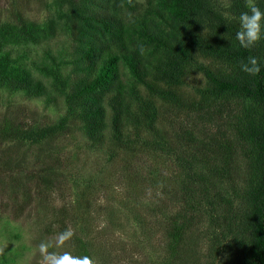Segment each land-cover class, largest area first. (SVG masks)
<instances>
[{
    "label": "trees",
    "instance_id": "16d2710c",
    "mask_svg": "<svg viewBox=\"0 0 264 264\" xmlns=\"http://www.w3.org/2000/svg\"><path fill=\"white\" fill-rule=\"evenodd\" d=\"M42 1L26 0L29 6ZM66 1L75 5L80 0ZM81 1L91 4L88 13L95 18L94 27L78 39L86 43L90 58L85 63L87 76L75 92L83 106L85 133L98 145L106 143L108 107L117 137L109 151L156 158L161 140L180 167L178 174L168 176L156 167L151 178L174 202L166 215L170 208L162 195L154 193L161 203L152 213L163 214L167 233L165 255L157 264H216L223 255L228 264H264V37L248 49L235 39L247 0H233L236 17L231 19L216 0H148L149 8L130 27L118 16L115 4L109 6L107 1L98 12L96 0ZM255 6L264 11V0H256ZM16 18L20 27L0 22V50L7 36L37 39L26 15L18 12ZM193 53L207 65L199 64ZM249 56L260 67L256 75L240 70ZM120 62L130 67L131 88L120 81ZM192 64H198L207 78L197 92L184 88ZM0 85L35 96L43 92L26 71L11 66L7 54L0 55ZM139 103L140 110L132 108ZM24 113L6 108L0 118V180L9 175L11 185L21 187L23 205L32 204L37 195L49 215L45 230L59 235L71 229L76 207L56 205L65 164L58 150L42 144L52 145L60 135L64 140L71 129L63 124L37 126ZM129 126L132 138L125 140ZM23 142H41L33 167L23 166L14 155ZM241 159L246 160L243 182L238 177ZM24 180L36 182L35 194ZM203 212L210 221L206 229H202ZM136 215L135 221L143 220ZM74 230L59 254L89 256L99 264L90 244ZM205 240L209 245L204 248Z\"/></svg>",
    "mask_w": 264,
    "mask_h": 264
},
{
    "label": "rangeland",
    "instance_id": "374dc122",
    "mask_svg": "<svg viewBox=\"0 0 264 264\" xmlns=\"http://www.w3.org/2000/svg\"><path fill=\"white\" fill-rule=\"evenodd\" d=\"M107 1L109 6L115 4L118 8L116 12L126 27H130L149 8L148 0H96L98 12L105 9L103 4ZM247 2V5H256V0ZM216 4L223 9L225 17H236L232 10L233 0H216ZM89 9L91 4L81 0L75 5L66 0H43L31 6L26 0H0V22L20 27L22 24L16 14L23 12L37 33L35 41L7 36L0 55L7 54L15 70L26 71L34 83L43 87V92L35 96L25 90H12L9 86L0 85V118L6 108H11L25 111L23 116L37 126H68L71 133L67 138L63 140L64 136L60 135L54 144L44 141L42 145L58 150V155L64 160L62 187L55 197L56 205L72 203L76 207V217L70 224L72 231L77 228V233L87 240L99 264H157L165 255L167 233L162 212L156 216L152 209L160 207L162 199L169 208L174 202L162 195L166 190L164 186H157L151 178L153 172L157 173L156 167L167 176L178 174L180 167L174 162L175 154L168 151L166 143L161 140L157 146L160 154L156 158L142 153L109 151L108 146L113 145L117 137L111 127L108 107L107 124L103 128L106 143L98 145L85 133L81 117L83 106L76 100L75 92L80 79L85 78L89 71L85 66L90 59L87 57V45L84 40H78L94 27L95 18L88 13ZM193 58L199 64L207 65L206 60L194 53ZM198 66H190L191 75L184 81L187 91L197 92L198 87L203 88L207 81L204 71ZM118 71L120 81L126 88H131L134 78L130 67L120 62ZM156 101L160 103V99ZM156 107L158 105L155 104ZM132 108L140 110L141 103ZM132 130L133 127L129 126L123 137L125 140L132 138ZM58 142L61 144L57 149L55 145ZM40 145L41 142L16 144L14 155L23 166L33 167ZM124 161H127L125 166ZM238 165L239 181L243 182L246 160L241 159ZM9 179V175H4L0 180V264H47L39 251V244L42 241L49 243L51 246L47 251L52 250L56 254L64 245H57L58 235L45 230L49 215L46 208L38 204L37 195L29 206L21 204L23 191L19 186L13 187ZM23 183L36 193L34 180H24ZM154 193L162 195L160 201ZM80 214H84L83 218ZM134 215H140L143 220L135 221ZM201 222L202 229L209 226L205 212ZM206 245H209L207 240L204 248ZM216 264H228V261L223 255Z\"/></svg>",
    "mask_w": 264,
    "mask_h": 264
},
{
    "label": "clouds",
    "instance_id": "9594fccd",
    "mask_svg": "<svg viewBox=\"0 0 264 264\" xmlns=\"http://www.w3.org/2000/svg\"><path fill=\"white\" fill-rule=\"evenodd\" d=\"M262 37H264V11H261L254 4H249L248 10L239 14V30L235 33V39L241 48L248 49L253 47ZM240 70L249 75H256L260 71L257 59L249 56L247 63H241ZM71 236V229L61 232L56 241L57 245L63 244ZM50 246L49 243L43 241L39 244V251L47 264H95L89 256L76 257L67 252L63 254L48 252L47 249Z\"/></svg>",
    "mask_w": 264,
    "mask_h": 264
}]
</instances>
